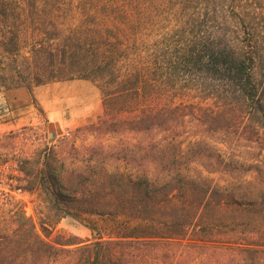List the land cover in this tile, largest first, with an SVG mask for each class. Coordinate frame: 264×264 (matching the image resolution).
<instances>
[{
	"label": "trees",
	"instance_id": "trees-1",
	"mask_svg": "<svg viewBox=\"0 0 264 264\" xmlns=\"http://www.w3.org/2000/svg\"><path fill=\"white\" fill-rule=\"evenodd\" d=\"M60 1L0 0V91L21 86L32 91L34 80L98 82L103 114L78 129L96 137L83 149L81 165L68 167L55 151L44 149L26 174L35 177L31 189L42 177L55 209L79 221L97 217L98 229L86 223L99 237L86 244L60 236L51 240L49 229L42 224L39 230L24 205L8 207L0 221V264H180L191 248L221 252L227 264H264L262 169L227 162L203 140L186 144L172 135L183 118L175 114L184 105L154 107L151 90L158 85L151 76L162 67L159 60L149 61L148 43L133 33L129 0ZM59 7L68 8L66 29L55 25ZM30 18L36 21L31 45ZM247 34L238 48L225 40L205 49L189 46L173 63L198 66L245 101L260 104L261 57L255 37ZM193 164L208 173L256 174L252 181L221 186L194 175Z\"/></svg>",
	"mask_w": 264,
	"mask_h": 264
},
{
	"label": "rangeland",
	"instance_id": "rangeland-1",
	"mask_svg": "<svg viewBox=\"0 0 264 264\" xmlns=\"http://www.w3.org/2000/svg\"><path fill=\"white\" fill-rule=\"evenodd\" d=\"M129 1L135 17L133 33L148 43L144 51L149 61L155 64L159 60L158 66L162 67L157 75L151 76L153 83L158 85L151 90L154 107L159 109L169 103L184 105L182 112L175 114L183 115V118L172 130V135L186 144L203 140L217 149L225 161L258 165L264 172V96L260 104L247 102L233 92V86L212 73L201 71L198 66L173 63L189 46L199 44V49H205L213 42L225 40L238 48L250 32L257 41L261 57L258 76L263 82L261 91L264 95V0ZM58 10L55 25L66 29L71 24L67 19L68 8L59 7ZM32 21L30 18L31 30L27 38L30 45L36 41L32 36L36 28ZM167 65L170 69H166ZM0 92L9 93L8 100L0 99V109L10 112L13 107L9 101L13 95H18L23 111L27 112L20 128L0 135V161L16 163L20 179L27 188L19 198L27 216L34 218L39 230L44 224L51 233V240L60 236L63 242H95L99 235L86 222L95 224L98 229L97 217L84 216L83 221H79L64 214V210L55 209L42 177L31 189L30 182H34L35 177L26 173L44 149L55 151L68 167L81 165L85 159L83 149L93 145L96 137L78 129L97 122L103 114V96L98 82L76 77L37 85L34 80L32 91L21 86ZM199 106H203V110ZM121 107L126 109L124 105ZM50 129L55 132L51 138ZM67 133L69 135L65 136ZM190 170L194 175L210 177L221 186L252 181L256 174L250 171L234 177L225 172L208 173L199 164H193ZM7 213L0 202V221ZM213 253L210 249L201 252L191 248L185 252L180 264H191L193 255H196L194 264H227L228 259L221 252ZM228 257L232 258L231 255Z\"/></svg>",
	"mask_w": 264,
	"mask_h": 264
},
{
	"label": "built area",
	"instance_id": "built-area-1",
	"mask_svg": "<svg viewBox=\"0 0 264 264\" xmlns=\"http://www.w3.org/2000/svg\"><path fill=\"white\" fill-rule=\"evenodd\" d=\"M69 135L68 133L65 135ZM16 163L0 161V202L5 208L23 205L19 198L27 191Z\"/></svg>",
	"mask_w": 264,
	"mask_h": 264
},
{
	"label": "crops",
	"instance_id": "crops-1",
	"mask_svg": "<svg viewBox=\"0 0 264 264\" xmlns=\"http://www.w3.org/2000/svg\"><path fill=\"white\" fill-rule=\"evenodd\" d=\"M5 94L0 92V99L8 100L9 93H7L8 95ZM20 100L18 95H13L9 101L13 109L8 113H6V110L0 109V135L7 130L20 128L27 118H24V114L27 112L23 111V103ZM48 134L50 138L55 136V132L51 129Z\"/></svg>",
	"mask_w": 264,
	"mask_h": 264
}]
</instances>
